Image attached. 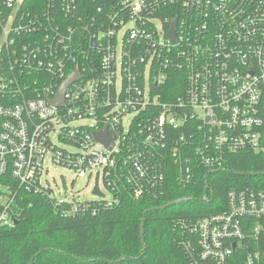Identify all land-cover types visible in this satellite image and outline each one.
<instances>
[{
    "label": "built area",
    "instance_id": "2783aa9c",
    "mask_svg": "<svg viewBox=\"0 0 264 264\" xmlns=\"http://www.w3.org/2000/svg\"><path fill=\"white\" fill-rule=\"evenodd\" d=\"M24 1L0 0V175L17 182L0 186V225H13L19 190L51 195L47 162L100 179L112 203L122 180L136 199L155 197L171 177L187 183L228 154L264 152V0H99L105 13L90 20L77 0L33 11ZM173 69L184 92L165 99ZM73 72L64 105L49 103ZM102 129L111 148L94 138ZM190 232V264H264V189H230L225 209Z\"/></svg>",
    "mask_w": 264,
    "mask_h": 264
},
{
    "label": "trees",
    "instance_id": "16d2710c",
    "mask_svg": "<svg viewBox=\"0 0 264 264\" xmlns=\"http://www.w3.org/2000/svg\"><path fill=\"white\" fill-rule=\"evenodd\" d=\"M46 3L48 0L24 1L25 9L32 11ZM77 4L88 20L105 13L97 9L99 0H77ZM162 14L176 18L173 11ZM62 22L82 30L83 23L75 16H64ZM173 70L162 88L168 95L165 99L184 92V73ZM260 115L264 121V96ZM7 182L17 188L8 174L0 175V186ZM119 187L113 193L117 200L109 203L95 185L93 192L99 198L85 201L75 212L69 210L70 204L58 203L46 191L19 190L13 225H0V264H190L185 243L196 241L190 232L195 222L223 211L230 189H264V152L228 154L223 169L200 166L187 183L171 177L155 197L136 199L124 180ZM172 201L176 203L161 208Z\"/></svg>",
    "mask_w": 264,
    "mask_h": 264
},
{
    "label": "rangeland",
    "instance_id": "374dc122",
    "mask_svg": "<svg viewBox=\"0 0 264 264\" xmlns=\"http://www.w3.org/2000/svg\"><path fill=\"white\" fill-rule=\"evenodd\" d=\"M128 27L130 24L127 25ZM131 120L128 117L125 120L127 126ZM92 121L84 119L79 121V124L91 125ZM56 141V140H55ZM48 172L42 176V182L45 186L52 190L51 196L57 201L66 202H84L95 201L99 198L93 190L95 186L94 176L90 179L87 177H77L76 171L64 166L47 162ZM98 187L106 192L101 180H98Z\"/></svg>",
    "mask_w": 264,
    "mask_h": 264
},
{
    "label": "water",
    "instance_id": "95a60500",
    "mask_svg": "<svg viewBox=\"0 0 264 264\" xmlns=\"http://www.w3.org/2000/svg\"><path fill=\"white\" fill-rule=\"evenodd\" d=\"M175 24L176 21H173L170 31L168 32V35L172 41V43L176 42L175 38ZM79 78L78 72L70 73L66 79L63 81V83L60 85L58 90L56 91L55 97L53 99H49V103L56 105L58 107H62L64 105V94L67 89V87L74 81H76ZM94 138L96 141L102 143L107 148H111L113 145L112 140L108 137L107 132L105 129H102L100 131H97L94 133ZM176 201H172L164 206H161V208H164L166 206L174 205Z\"/></svg>",
    "mask_w": 264,
    "mask_h": 264
}]
</instances>
